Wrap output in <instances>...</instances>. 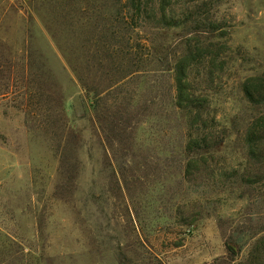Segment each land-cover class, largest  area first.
Returning a JSON list of instances; mask_svg holds the SVG:
<instances>
[{"label": "rangeland", "instance_id": "374dc122", "mask_svg": "<svg viewBox=\"0 0 264 264\" xmlns=\"http://www.w3.org/2000/svg\"><path fill=\"white\" fill-rule=\"evenodd\" d=\"M208 1L223 30L208 40L221 51L211 67L193 62L187 78L224 141L192 152L173 106L179 31L141 30L150 63L96 103L49 31L43 0H0V264L247 258L264 234V158L245 153L244 129L260 110L240 85L264 76V0Z\"/></svg>", "mask_w": 264, "mask_h": 264}, {"label": "trees", "instance_id": "16d2710c", "mask_svg": "<svg viewBox=\"0 0 264 264\" xmlns=\"http://www.w3.org/2000/svg\"><path fill=\"white\" fill-rule=\"evenodd\" d=\"M43 2V8L47 7L48 11L49 31L78 81L85 90L93 93L96 103L101 94H110L150 63L148 50L151 47L148 39L140 36L141 30L179 31L185 42L173 66V106L187 118L190 135L186 149L197 152L216 149L222 144L224 133L222 136L213 134L209 128L213 118H204L209 115V100L195 96L187 78V70L193 62L203 60L211 67L221 51L218 48L220 43L208 40L223 34L221 24L212 13L213 3L208 0ZM201 37L205 40L202 41ZM42 68L43 65L39 64L38 70ZM38 77L43 78L42 72ZM240 92L245 103L260 110L246 125L242 135L246 155L254 163H260V157L264 158V76L246 78L240 85ZM113 118L117 119L116 114ZM69 138V142L75 140L73 133H69ZM253 177L254 172H246L240 178L241 184L250 187ZM239 243L241 238L232 239L227 247L238 248ZM238 264H264V234L254 240L247 258Z\"/></svg>", "mask_w": 264, "mask_h": 264}]
</instances>
